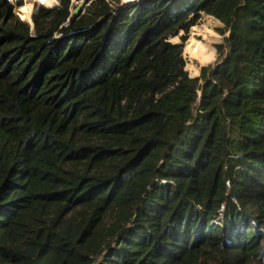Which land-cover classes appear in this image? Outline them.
<instances>
[{"label":"trees","instance_id":"obj_1","mask_svg":"<svg viewBox=\"0 0 264 264\" xmlns=\"http://www.w3.org/2000/svg\"><path fill=\"white\" fill-rule=\"evenodd\" d=\"M87 3L0 0V264H264V0Z\"/></svg>","mask_w":264,"mask_h":264},{"label":"bare ground","instance_id":"obj_2","mask_svg":"<svg viewBox=\"0 0 264 264\" xmlns=\"http://www.w3.org/2000/svg\"><path fill=\"white\" fill-rule=\"evenodd\" d=\"M43 6L51 8L56 0H33ZM121 4L131 3L132 0H120ZM53 8V7H52ZM34 5H27L21 8L22 19L29 22L32 18ZM228 30L215 31L208 27L200 28L190 24H185L171 35V39L176 43L188 38L185 51L192 60H197L201 64L208 63L215 58L216 45H224L229 41ZM198 38H201L199 40Z\"/></svg>","mask_w":264,"mask_h":264},{"label":"rangeland","instance_id":"obj_3","mask_svg":"<svg viewBox=\"0 0 264 264\" xmlns=\"http://www.w3.org/2000/svg\"><path fill=\"white\" fill-rule=\"evenodd\" d=\"M14 2H21L23 3V5L21 7H17L16 8V14L22 19V13H21V8L24 7V6H27V5H34V11H35V8L40 6L41 4L40 3H37L33 0H13ZM120 1V0H119ZM89 4L87 3V0H72V15L76 16V15H79V14H83L87 8ZM42 6V5H41ZM59 6V0H56L55 4L52 6L53 8L54 7H57ZM51 7V8H52ZM77 10V12H76ZM33 11V13H34ZM33 15V14H32ZM23 20V19H22ZM25 21V20H24ZM27 22V21H26ZM197 27H200V28H205V27H208L212 30H215V31H220V30H225L224 29V25L223 23H221L218 19L212 17V16H209V15H206V14H202V18L199 22L198 25H196ZM229 33H231V31L229 30ZM199 40H201V38H198ZM188 38L184 39V40H181L179 43H176L175 41H173L171 39V36L169 37V41L175 43V44H181L183 46V59L185 61V70L188 72L189 76L190 77H197L199 74H200V67H203V66H206L208 64H214L219 56V53H218V49L217 47L220 46V45H216V54H215V58L214 60L208 62V63H204V64H201L200 62H198L197 60H192L189 56V54H186V51H185V47H186V43L188 42ZM229 43V41H228ZM227 44H224V45H221L223 47V50L221 51L220 55L221 54H224L227 52Z\"/></svg>","mask_w":264,"mask_h":264},{"label":"water","instance_id":"obj_4","mask_svg":"<svg viewBox=\"0 0 264 264\" xmlns=\"http://www.w3.org/2000/svg\"><path fill=\"white\" fill-rule=\"evenodd\" d=\"M142 0H132V2L131 3H128V4H121V2L119 1V4L117 5V9H120V8H122V7H125V6H128V5H130V4H135V3H138V2H141ZM76 12H77V10H76ZM72 16H74V15H72ZM28 23H30L31 25H33V21H32V18H31V20L28 22ZM199 76V75H198Z\"/></svg>","mask_w":264,"mask_h":264}]
</instances>
